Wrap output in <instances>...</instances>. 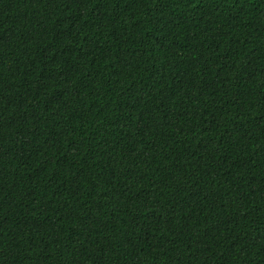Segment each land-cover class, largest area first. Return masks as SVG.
<instances>
[{
  "label": "trees",
  "instance_id": "trees-1",
  "mask_svg": "<svg viewBox=\"0 0 264 264\" xmlns=\"http://www.w3.org/2000/svg\"><path fill=\"white\" fill-rule=\"evenodd\" d=\"M0 264H264V0H0Z\"/></svg>",
  "mask_w": 264,
  "mask_h": 264
}]
</instances>
